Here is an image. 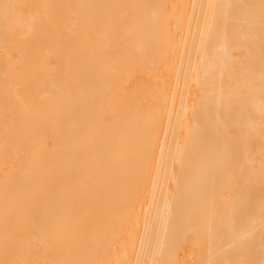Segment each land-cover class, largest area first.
I'll use <instances>...</instances> for the list:
<instances>
[{
  "label": "bare ground",
  "instance_id": "obj_1",
  "mask_svg": "<svg viewBox=\"0 0 264 264\" xmlns=\"http://www.w3.org/2000/svg\"><path fill=\"white\" fill-rule=\"evenodd\" d=\"M0 264H264V0H0Z\"/></svg>",
  "mask_w": 264,
  "mask_h": 264
}]
</instances>
